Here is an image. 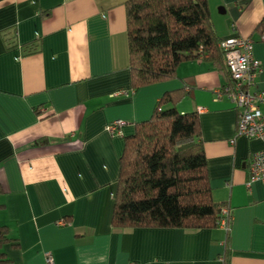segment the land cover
Wrapping results in <instances>:
<instances>
[{
    "label": "crops",
    "instance_id": "0c3cea01",
    "mask_svg": "<svg viewBox=\"0 0 264 264\" xmlns=\"http://www.w3.org/2000/svg\"><path fill=\"white\" fill-rule=\"evenodd\" d=\"M127 1L0 0L5 264H47L48 253L55 264H264V181L250 172L263 143L236 138L240 110L217 95L230 77L202 55L172 80L133 91ZM208 2L220 39H253L261 70L251 90L264 92V0ZM174 90L180 111L199 113L212 195L231 208L229 229L116 228L125 138ZM117 119L127 124L112 133Z\"/></svg>",
    "mask_w": 264,
    "mask_h": 264
},
{
    "label": "trees",
    "instance_id": "16d2710c",
    "mask_svg": "<svg viewBox=\"0 0 264 264\" xmlns=\"http://www.w3.org/2000/svg\"><path fill=\"white\" fill-rule=\"evenodd\" d=\"M126 10L133 91L172 80L183 62L202 55L230 77L208 0H129ZM258 30L264 33V20ZM182 98L181 90L166 92L152 116L125 138L114 227L220 226L227 204L213 198L201 119L196 111L179 110ZM11 240L8 227L0 226V248ZM7 262L0 252V264Z\"/></svg>",
    "mask_w": 264,
    "mask_h": 264
},
{
    "label": "built area",
    "instance_id": "2783aa9c",
    "mask_svg": "<svg viewBox=\"0 0 264 264\" xmlns=\"http://www.w3.org/2000/svg\"><path fill=\"white\" fill-rule=\"evenodd\" d=\"M219 47L226 59L230 82L220 88L217 95H225L240 110L236 138L245 136L262 141V148L252 154L250 172L252 181H264V92L251 90L261 70V62L254 55V41L250 37L235 35L221 39ZM126 124L127 121L117 119L111 122L107 129L117 133ZM236 138L232 140L233 143ZM231 219V208L222 207L220 226L229 229ZM46 260L47 264H55L50 253L47 254Z\"/></svg>",
    "mask_w": 264,
    "mask_h": 264
}]
</instances>
